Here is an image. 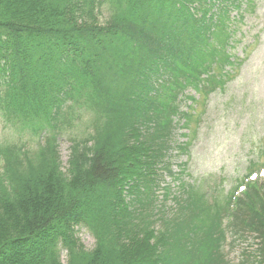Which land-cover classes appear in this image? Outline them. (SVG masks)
Here are the masks:
<instances>
[{
  "label": "trees",
  "instance_id": "obj_1",
  "mask_svg": "<svg viewBox=\"0 0 264 264\" xmlns=\"http://www.w3.org/2000/svg\"><path fill=\"white\" fill-rule=\"evenodd\" d=\"M210 1L0 0V115L37 138L0 142V264H63L60 248L66 264H230L229 197L209 203L180 179L185 162L177 174L169 162L188 145L172 146L173 118L188 127L194 114L179 100L196 104L231 76L229 14L211 16ZM83 118L63 168L60 130ZM164 174L179 180L173 211L154 205ZM227 229L254 238L237 264H264V183Z\"/></svg>",
  "mask_w": 264,
  "mask_h": 264
},
{
  "label": "rangeland",
  "instance_id": "obj_2",
  "mask_svg": "<svg viewBox=\"0 0 264 264\" xmlns=\"http://www.w3.org/2000/svg\"><path fill=\"white\" fill-rule=\"evenodd\" d=\"M253 6H242L243 18L235 23L231 51L239 56V65L222 90L211 92L197 108L191 124L196 132L186 152L173 157V170L180 161L186 162L189 183L200 185L208 192L226 194L245 175L252 162L264 165V0H252ZM106 12H104V17ZM232 18L237 17L231 9ZM101 16V20L104 19ZM187 93L193 94L192 91ZM197 97V96H196ZM182 106V105H181ZM183 107V106H182ZM87 118L82 121L69 120L58 137V150L62 167H66L69 153V138L84 135ZM185 130V129H183ZM176 130L175 139L183 141ZM179 138V140H178ZM34 135L27 130L7 125L0 115V142L35 144ZM169 184L176 191V182L166 175L161 185ZM209 190H208V189ZM162 189H158V194ZM75 236L86 249L94 246V236L84 225L75 228ZM229 239V238H228ZM248 238L231 240L227 246V259L236 264L242 251L251 247ZM60 260L67 263L66 250L60 248Z\"/></svg>",
  "mask_w": 264,
  "mask_h": 264
}]
</instances>
